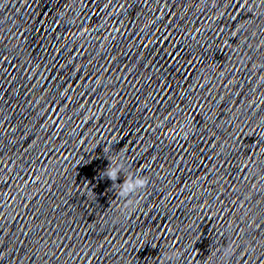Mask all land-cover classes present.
<instances>
[{
    "label": "clouds",
    "instance_id": "clouds-1",
    "mask_svg": "<svg viewBox=\"0 0 264 264\" xmlns=\"http://www.w3.org/2000/svg\"><path fill=\"white\" fill-rule=\"evenodd\" d=\"M110 163L108 167L102 173L103 176L110 179L113 184L119 179L120 175L123 173L124 164L123 161L111 158L109 159ZM147 181L145 178L140 176H133L132 174H128L125 177L122 184L119 185L120 192L119 194L122 197H127L129 194L136 192L139 189H142L146 185ZM117 185V184H116Z\"/></svg>",
    "mask_w": 264,
    "mask_h": 264
}]
</instances>
